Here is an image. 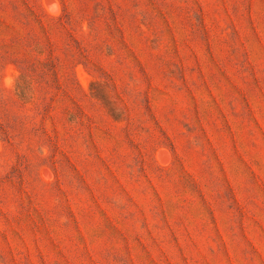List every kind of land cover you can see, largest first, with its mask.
I'll list each match as a JSON object with an SVG mask.
<instances>
[{
	"label": "rangeland",
	"instance_id": "rangeland-1",
	"mask_svg": "<svg viewBox=\"0 0 264 264\" xmlns=\"http://www.w3.org/2000/svg\"><path fill=\"white\" fill-rule=\"evenodd\" d=\"M0 264H264V0H0Z\"/></svg>",
	"mask_w": 264,
	"mask_h": 264
},
{
	"label": "bare ground",
	"instance_id": "bare-ground-1",
	"mask_svg": "<svg viewBox=\"0 0 264 264\" xmlns=\"http://www.w3.org/2000/svg\"><path fill=\"white\" fill-rule=\"evenodd\" d=\"M162 159H164V158H162Z\"/></svg>",
	"mask_w": 264,
	"mask_h": 264
}]
</instances>
